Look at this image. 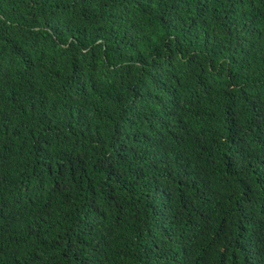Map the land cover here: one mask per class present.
I'll list each match as a JSON object with an SVG mask.
<instances>
[{
	"label": "trees",
	"instance_id": "1",
	"mask_svg": "<svg viewBox=\"0 0 264 264\" xmlns=\"http://www.w3.org/2000/svg\"><path fill=\"white\" fill-rule=\"evenodd\" d=\"M0 264H264V0H0Z\"/></svg>",
	"mask_w": 264,
	"mask_h": 264
}]
</instances>
